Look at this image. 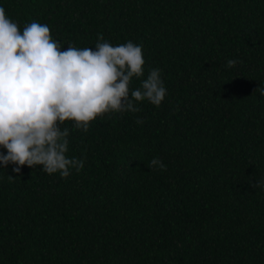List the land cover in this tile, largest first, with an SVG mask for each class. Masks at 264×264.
I'll return each mask as SVG.
<instances>
[{
    "label": "trees",
    "instance_id": "16d2710c",
    "mask_svg": "<svg viewBox=\"0 0 264 264\" xmlns=\"http://www.w3.org/2000/svg\"><path fill=\"white\" fill-rule=\"evenodd\" d=\"M0 264H264V0H0Z\"/></svg>",
    "mask_w": 264,
    "mask_h": 264
}]
</instances>
